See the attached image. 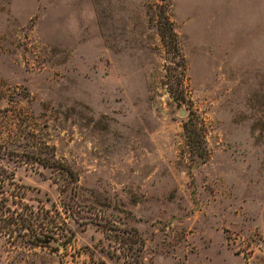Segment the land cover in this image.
I'll list each match as a JSON object with an SVG mask.
<instances>
[{"label":"rangeland","instance_id":"374dc122","mask_svg":"<svg viewBox=\"0 0 264 264\" xmlns=\"http://www.w3.org/2000/svg\"><path fill=\"white\" fill-rule=\"evenodd\" d=\"M164 10L0 0V166L31 203L77 207L66 247L0 249V264H123L122 231L143 239L144 264H264V0H169L182 104ZM191 118L203 159L187 146ZM50 149L73 190L35 163Z\"/></svg>","mask_w":264,"mask_h":264},{"label":"trees","instance_id":"16d2710c","mask_svg":"<svg viewBox=\"0 0 264 264\" xmlns=\"http://www.w3.org/2000/svg\"><path fill=\"white\" fill-rule=\"evenodd\" d=\"M168 8L169 0H165L166 31L163 32L162 38L165 44L172 45L177 58L180 82L176 88H169V93L175 102L182 104L185 101L184 81L187 64L185 57L181 54L178 36L169 18ZM171 70L172 68H167V76ZM184 133L191 155L203 159L205 156L204 133L198 120L191 118L186 121ZM46 148L49 150L48 146ZM34 156L35 163L67 177L66 184L61 186L63 193L69 189L73 190L71 184L77 185L79 181L77 174L56 159L54 149H50L49 157H42L40 154L39 157ZM27 190L26 186L16 181L13 173H9L0 166V249L10 253L21 248L57 250L61 246L66 247L76 237L75 231L69 228L67 219L75 215L77 207L65 200H61L60 205L50 199H46L45 202L37 200V204H33L27 199ZM68 214L69 217H67ZM122 234V236L116 235V241L121 242L116 249L120 250L124 256L123 264H144L141 260L145 245L143 239L136 231L133 234L129 233L128 236H126L127 231H122ZM58 242H61L60 245L55 247Z\"/></svg>","mask_w":264,"mask_h":264}]
</instances>
